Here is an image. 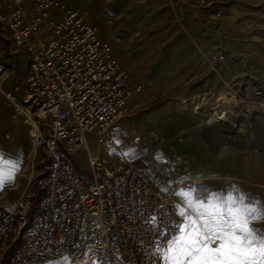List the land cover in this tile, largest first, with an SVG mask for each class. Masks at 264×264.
I'll list each match as a JSON object with an SVG mask.
<instances>
[{"label": "built area", "instance_id": "2783aa9c", "mask_svg": "<svg viewBox=\"0 0 264 264\" xmlns=\"http://www.w3.org/2000/svg\"><path fill=\"white\" fill-rule=\"evenodd\" d=\"M87 17L57 0L0 2L1 30L29 59L12 80L0 56V97L15 118L33 123L34 147L45 155L44 171L32 173L16 206H0V264L66 257L69 264H161L157 242L180 220L175 193L191 181L174 172L170 182L149 178L143 167L111 158L122 151L118 133L142 85ZM5 55H12L7 45ZM246 93L261 94L251 85ZM80 150L88 170H78Z\"/></svg>", "mask_w": 264, "mask_h": 264}, {"label": "rangeland", "instance_id": "374dc122", "mask_svg": "<svg viewBox=\"0 0 264 264\" xmlns=\"http://www.w3.org/2000/svg\"><path fill=\"white\" fill-rule=\"evenodd\" d=\"M57 1L85 11L115 52L140 66L134 77L142 92L122 120V151L112 159L168 182L174 172L201 194L237 189L250 206H264V0ZM249 85L261 94L247 97ZM8 118L0 152L18 161V170L0 188V206L11 210L32 173L44 171L45 155L34 150L30 129ZM90 143L95 151V136ZM80 158L87 167L86 154ZM251 227L264 231V220Z\"/></svg>", "mask_w": 264, "mask_h": 264}, {"label": "snow or ice", "instance_id": "6c2138e0", "mask_svg": "<svg viewBox=\"0 0 264 264\" xmlns=\"http://www.w3.org/2000/svg\"><path fill=\"white\" fill-rule=\"evenodd\" d=\"M17 170L18 161L0 152V188ZM237 192L201 194L195 186L176 192L185 205H177L180 220L157 242L161 264H264V231L251 227L264 220V206H250Z\"/></svg>", "mask_w": 264, "mask_h": 264}, {"label": "crops", "instance_id": "0c3cea01", "mask_svg": "<svg viewBox=\"0 0 264 264\" xmlns=\"http://www.w3.org/2000/svg\"><path fill=\"white\" fill-rule=\"evenodd\" d=\"M4 13L6 14L5 11H4ZM2 27L3 26L1 25L0 26V56L2 57V59L4 61H6L8 63V65H9V67L11 69L12 77H13L12 80H14L15 77H17L16 75H22V74H25L27 72L28 65H29V59H28L27 54L25 52L21 51L20 49H18L15 46V44H14V42L12 40V35H11L10 30L9 29H4L2 31L1 30ZM193 29L195 31V32H193L194 35H195L196 32H197L196 30H198V29H197L196 26H194ZM100 35L105 41L110 43L108 40H106L102 36V31L101 30H100ZM6 45H7V48L10 49V52L12 53V55H10L8 57L5 55ZM112 48H113V53H114L115 57L121 63H123L124 65H126L129 68V72L131 74V77H132L134 83L142 85V83L139 81V79L134 77L135 76L134 73L140 70V66L138 64L134 63L133 61H131V59L128 58L126 55H123V54H120V53H116L113 46H112ZM21 57L24 58L23 64L20 61ZM23 71H24V73H22ZM12 80L9 81L10 84H14L13 83L14 81H12ZM138 95H140V93L136 94L133 98H131V100L129 102V106H130V103H132V101L134 99L135 100L137 99ZM4 117H9V118L15 120L16 121V125L18 127H23L25 130H28V127L25 124V121H22V120H19V119L15 118L13 110L11 108L7 107L4 104L3 99L0 98V128L7 127V122H5ZM9 118H8V120H10ZM34 150L36 151L35 147H34ZM92 152H94V151L92 150ZM81 154H86V153L84 151L80 150V151L75 152V154H74V159H75L76 165L78 167V170H88L89 169V165L86 167V166H84V165H82L80 163L81 162V158H80Z\"/></svg>", "mask_w": 264, "mask_h": 264}, {"label": "bare ground", "instance_id": "6f19581e", "mask_svg": "<svg viewBox=\"0 0 264 264\" xmlns=\"http://www.w3.org/2000/svg\"><path fill=\"white\" fill-rule=\"evenodd\" d=\"M25 124L31 130V133L34 134L33 123L31 121H26Z\"/></svg>", "mask_w": 264, "mask_h": 264}]
</instances>
